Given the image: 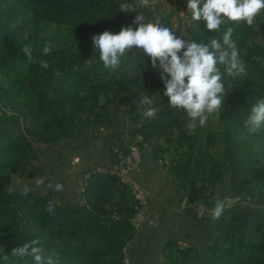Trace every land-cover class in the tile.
<instances>
[{
    "label": "trees",
    "instance_id": "obj_1",
    "mask_svg": "<svg viewBox=\"0 0 264 264\" xmlns=\"http://www.w3.org/2000/svg\"><path fill=\"white\" fill-rule=\"evenodd\" d=\"M124 2L136 12H121ZM137 13L149 20L160 17L171 28L170 12L156 16L134 0H0V264H33L31 257L10 255L33 239L55 254L57 264H124L127 243L137 232L131 218L138 200L115 172L91 169L74 202L57 200L51 190L9 189L13 171L38 157V144L76 139L92 125L110 121L111 107L121 105L130 120L140 122V145L158 139L154 154L167 167L180 200L206 201L215 195L212 209L216 199L225 203L218 219L211 215L201 222L211 239L182 245L170 237L159 264H264V127L250 133L244 123L255 101L264 97V10L253 27L228 22L247 75L232 82L218 113L222 147L217 156L211 150L214 132H206V124L190 132L186 113L168 107L159 70L147 55L133 50L111 69L94 51L93 35L118 33ZM26 21L54 29L31 46L37 62L28 60L21 72L11 74L6 69ZM186 34L205 44L219 36L207 31L203 20L193 21L191 13ZM49 42L53 50L44 55ZM40 61L49 67L42 69ZM142 93L161 108L154 119L143 117ZM225 167L229 186L217 187ZM49 201L54 213L46 211ZM186 210L191 212V206Z\"/></svg>",
    "mask_w": 264,
    "mask_h": 264
},
{
    "label": "clouds",
    "instance_id": "obj_2",
    "mask_svg": "<svg viewBox=\"0 0 264 264\" xmlns=\"http://www.w3.org/2000/svg\"><path fill=\"white\" fill-rule=\"evenodd\" d=\"M139 3L147 5L148 0H139ZM119 9L124 13L136 12L135 6L128 2L119 4ZM187 9L193 21L203 20L206 30L219 36L212 35L207 44L198 43L185 33L178 36L176 30L165 26L160 17L149 20L137 13L132 22L137 27L133 28L132 24L122 26L118 33L105 30L92 36V45L105 68H118L122 59L133 50L147 55L153 69L159 70L168 107L183 110L188 118L186 128L193 132L221 112L232 82L247 75L241 49L233 39L234 28L228 22H245L253 27L256 17L264 10V0H187ZM52 50L50 42L42 49L44 55H49ZM21 51L29 61L37 62L31 46L25 44ZM39 63L42 69L49 67L46 61ZM139 104L146 106L142 113L146 119H154L161 111L153 99L143 93ZM244 123L250 133L264 127V97L255 101ZM43 183L42 178L36 179L37 186ZM62 189L61 184L55 185V190ZM224 207V201L216 199L211 213L214 220L222 215ZM54 209V203L49 201L46 211L54 213ZM10 255L31 257L33 264H57L55 254L46 253L38 239L13 248ZM8 259L9 254H5L3 260Z\"/></svg>",
    "mask_w": 264,
    "mask_h": 264
},
{
    "label": "rangeland",
    "instance_id": "obj_3",
    "mask_svg": "<svg viewBox=\"0 0 264 264\" xmlns=\"http://www.w3.org/2000/svg\"><path fill=\"white\" fill-rule=\"evenodd\" d=\"M134 2L140 4L139 0H134ZM143 6L149 8L156 16H164L170 12L171 28L176 30L178 36L181 33L186 34L190 14V10L187 9V0H148V4ZM53 29L52 25L37 28L34 24L26 21V25L20 31L17 54L9 60L6 70L11 74L21 72L28 61L21 49L25 44L35 46L43 42L42 36L50 34ZM25 35H27V39H25ZM255 38L262 42L260 34H256ZM139 123V121L134 122L128 118L124 106H112L110 121L92 125L78 138H61L55 142L38 144V157L32 159L26 168L13 171L9 189L51 190L59 201L74 202L79 200L84 173L87 170L95 167H99L103 171L119 168L122 155L130 145L137 146L140 158L143 148H155V144L158 142L156 138L140 145L142 137L136 130ZM218 129V114H216L206 123V132L213 131L215 134L211 150L216 156L220 155L222 147ZM164 158L167 160L168 155L165 154ZM162 163L165 166L163 161ZM224 173L223 179L217 182V187H221L223 184L229 186L230 170L225 167ZM37 178H42L44 183L37 186ZM57 183L63 186L62 191L55 190ZM214 197L215 195L210 196L206 201L198 199L191 202L182 201V203L175 200L174 205H171L172 208L169 211L165 210L168 214L163 220L165 231L163 229V232H157L155 229L152 233L149 231V234H144L147 226L148 230L152 228L151 221L157 219L155 215L151 216L152 211L148 199L145 221L139 229V241L134 244V248L125 249L126 261L124 264H159L161 247L170 237L177 239L182 245L202 243L211 239V237H206L210 232L208 226L201 222L212 215ZM201 202L205 204L206 208L201 214H198L196 206ZM188 206H191V212H187Z\"/></svg>",
    "mask_w": 264,
    "mask_h": 264
},
{
    "label": "crops",
    "instance_id": "obj_4",
    "mask_svg": "<svg viewBox=\"0 0 264 264\" xmlns=\"http://www.w3.org/2000/svg\"><path fill=\"white\" fill-rule=\"evenodd\" d=\"M132 179L136 183L145 187L149 197V206L152 211L151 216L155 215V217H157L156 220L151 221L152 228L148 230L147 226V230L144 234H149V231L152 233L155 229L157 232L162 231L163 229L165 231V223L163 220L168 215L166 211H169V209L172 208L171 205H174L173 202H175V200L179 203L185 201L184 199H179L178 194L175 192L173 181L169 175L168 169L163 165L162 161L155 156L154 148L142 149L138 166L132 172ZM210 219L211 216L204 220ZM157 220H159L158 223ZM139 234L138 230L134 237L127 243L126 248H134V244L139 241Z\"/></svg>",
    "mask_w": 264,
    "mask_h": 264
},
{
    "label": "built area",
    "instance_id": "obj_5",
    "mask_svg": "<svg viewBox=\"0 0 264 264\" xmlns=\"http://www.w3.org/2000/svg\"><path fill=\"white\" fill-rule=\"evenodd\" d=\"M139 161H140V154L137 146L130 145L127 151L124 152L122 155L121 166L114 170H110L115 172L121 178L122 181H125L128 184H130L131 192L138 200V205L131 218L132 223L137 230H139L142 227L145 221V215L148 204V194L145 187L139 183H136L132 179V172L137 168ZM92 169L102 170L99 167H95ZM90 170H87L84 173V178L88 175ZM205 208L206 206L202 202L197 204L196 206L198 214H201L205 210ZM125 261L126 258L124 262Z\"/></svg>",
    "mask_w": 264,
    "mask_h": 264
}]
</instances>
